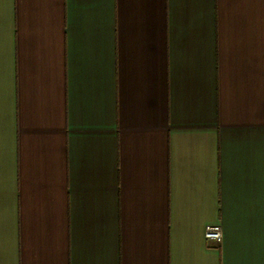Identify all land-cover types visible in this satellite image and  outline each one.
Returning a JSON list of instances; mask_svg holds the SVG:
<instances>
[{"label": "crops", "instance_id": "1", "mask_svg": "<svg viewBox=\"0 0 264 264\" xmlns=\"http://www.w3.org/2000/svg\"><path fill=\"white\" fill-rule=\"evenodd\" d=\"M0 264H264V0H0Z\"/></svg>", "mask_w": 264, "mask_h": 264}, {"label": "built area", "instance_id": "2", "mask_svg": "<svg viewBox=\"0 0 264 264\" xmlns=\"http://www.w3.org/2000/svg\"><path fill=\"white\" fill-rule=\"evenodd\" d=\"M221 235V228L219 225H207L204 228V237L208 240L220 242Z\"/></svg>", "mask_w": 264, "mask_h": 264}]
</instances>
